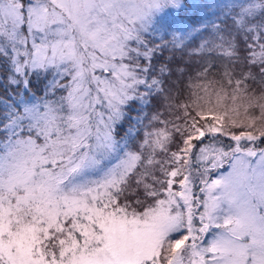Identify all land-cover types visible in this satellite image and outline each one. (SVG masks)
I'll use <instances>...</instances> for the list:
<instances>
[{
    "label": "snow or ice",
    "instance_id": "snow-or-ice-1",
    "mask_svg": "<svg viewBox=\"0 0 264 264\" xmlns=\"http://www.w3.org/2000/svg\"><path fill=\"white\" fill-rule=\"evenodd\" d=\"M0 264H264V0H0Z\"/></svg>",
    "mask_w": 264,
    "mask_h": 264
}]
</instances>
